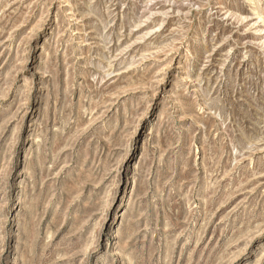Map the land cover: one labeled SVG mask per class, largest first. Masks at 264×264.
<instances>
[{
    "label": "rangeland",
    "instance_id": "1",
    "mask_svg": "<svg viewBox=\"0 0 264 264\" xmlns=\"http://www.w3.org/2000/svg\"><path fill=\"white\" fill-rule=\"evenodd\" d=\"M0 264H264V0H0Z\"/></svg>",
    "mask_w": 264,
    "mask_h": 264
}]
</instances>
